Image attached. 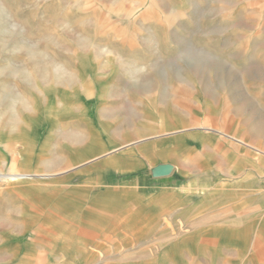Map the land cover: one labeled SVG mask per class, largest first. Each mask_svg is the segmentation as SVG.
Wrapping results in <instances>:
<instances>
[{"label": "rangeland", "instance_id": "rangeland-1", "mask_svg": "<svg viewBox=\"0 0 264 264\" xmlns=\"http://www.w3.org/2000/svg\"><path fill=\"white\" fill-rule=\"evenodd\" d=\"M116 73L119 110L79 86ZM259 131L264 0H0V264H264L257 226L200 217L193 178L203 137ZM148 142L152 163L123 168Z\"/></svg>", "mask_w": 264, "mask_h": 264}, {"label": "crops", "instance_id": "crops-1", "mask_svg": "<svg viewBox=\"0 0 264 264\" xmlns=\"http://www.w3.org/2000/svg\"><path fill=\"white\" fill-rule=\"evenodd\" d=\"M97 78V77H96ZM92 76L85 77L82 82V90H100L107 99L106 105L109 110H119L123 106V101L113 102V98L123 99L124 97L133 99L131 93L125 88V78L122 74L116 73L114 76L104 74L99 76V81ZM71 86L70 90H76ZM170 81L166 77L163 80V87L159 92L161 97H165L169 91ZM81 89V88H80ZM139 97H144L139 95ZM142 113H154L150 105H145ZM118 127V125H116ZM173 129L181 130V129ZM170 132V133H171ZM123 139V135H119ZM164 142V141H163ZM163 142H148L128 149L121 156L123 168L136 167L141 169L147 164H151L152 153H159L162 150ZM109 143V144H108ZM7 144V143H5ZM107 144L113 146L112 140L107 139ZM170 144V143H169ZM201 146L202 160L197 162L194 182L197 185V192L202 195H211V204L201 207V218L212 220L213 225L237 224L232 220L244 219V225L257 226L259 232V247L264 249V131L253 137L244 136L242 140L221 138L215 135L203 137L199 143ZM11 147V145H9ZM153 149L152 153L148 149ZM156 151V152H155ZM208 153V154H206ZM140 184L132 187L131 193L134 200L138 201L141 209H146L148 218H155V200L157 191L147 184L145 177H141ZM143 180V181H141ZM145 180L147 183H145ZM199 213V214H200ZM151 214V215H149ZM199 217V218H200ZM224 220H228L225 222ZM203 222V221H202ZM124 226V224H123ZM122 235H129L126 228H122Z\"/></svg>", "mask_w": 264, "mask_h": 264}, {"label": "water", "instance_id": "water-1", "mask_svg": "<svg viewBox=\"0 0 264 264\" xmlns=\"http://www.w3.org/2000/svg\"><path fill=\"white\" fill-rule=\"evenodd\" d=\"M171 169H172V167L170 165H164L161 168V173H168Z\"/></svg>", "mask_w": 264, "mask_h": 264}, {"label": "bare ground", "instance_id": "bare-ground-1", "mask_svg": "<svg viewBox=\"0 0 264 264\" xmlns=\"http://www.w3.org/2000/svg\"><path fill=\"white\" fill-rule=\"evenodd\" d=\"M209 128V127H208ZM201 129H202V127H201ZM174 132H176V131H174ZM32 175V174H31ZM34 175V174H33Z\"/></svg>", "mask_w": 264, "mask_h": 264}]
</instances>
